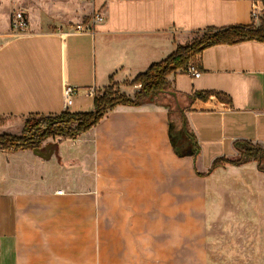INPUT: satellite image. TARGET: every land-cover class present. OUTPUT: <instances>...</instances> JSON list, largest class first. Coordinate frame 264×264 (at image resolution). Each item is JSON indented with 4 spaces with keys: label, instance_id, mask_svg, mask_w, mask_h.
<instances>
[{
    "label": "crops",
    "instance_id": "0c3cea01",
    "mask_svg": "<svg viewBox=\"0 0 264 264\" xmlns=\"http://www.w3.org/2000/svg\"><path fill=\"white\" fill-rule=\"evenodd\" d=\"M255 6L263 19L262 0H93L87 23L95 15L103 21L66 36L77 25L17 35L10 21L0 34V135H20L31 116L65 112L64 85L77 101L94 102L113 86L134 98L139 89L129 85L197 33L260 28ZM193 65L200 78L178 72L168 82L196 138V158L189 149L176 154L177 146L187 151L181 118L172 135L170 109L152 103L119 106L76 141L49 140L58 145L49 159L0 151V264L153 263L154 222L187 204L188 175L207 178L217 161L242 159L247 145L264 151V42L214 46ZM63 143L71 145L67 156ZM258 166L226 164L211 174L264 176Z\"/></svg>",
    "mask_w": 264,
    "mask_h": 264
},
{
    "label": "rangeland",
    "instance_id": "374dc122",
    "mask_svg": "<svg viewBox=\"0 0 264 264\" xmlns=\"http://www.w3.org/2000/svg\"><path fill=\"white\" fill-rule=\"evenodd\" d=\"M17 12L28 20L24 33L85 24L90 14L82 0H0V34ZM74 102V112L93 111L91 99ZM70 149L61 146L66 156ZM187 197L154 222L150 264H264V176L228 168L204 179L188 175Z\"/></svg>",
    "mask_w": 264,
    "mask_h": 264
},
{
    "label": "trees",
    "instance_id": "16d2710c",
    "mask_svg": "<svg viewBox=\"0 0 264 264\" xmlns=\"http://www.w3.org/2000/svg\"><path fill=\"white\" fill-rule=\"evenodd\" d=\"M264 5V0H262ZM249 41L264 42V18L261 27L237 26L225 29H208L197 33L190 43L181 45L177 51L167 60L152 65L147 72L139 75L129 86H141L134 98L122 95L116 88L110 87L104 95L94 100V111L90 113L63 112L51 116H31L26 121L20 135H0V151L5 153H17L32 151L35 155L49 159L58 150V145L48 143L49 140L63 139L76 141L82 135L97 127L108 112L119 106L140 107L152 103L157 106H165L170 109L171 133L175 134L176 119L179 116L182 121V133L187 138L185 149L192 150L191 155L197 157L199 148L196 138L189 132L187 119L184 116L178 93L168 82V77L178 72L185 73L189 65H193L196 59L207 49L218 45H235ZM211 93L205 96L199 94L198 98L208 99ZM47 143V144H46ZM46 144V145H45ZM180 146L175 148L179 157H185V151H180ZM184 149V148H183ZM255 160L259 164V170L264 173V151L251 145L245 146L243 158L238 161H217L209 174L224 165L241 166ZM208 174V175H209ZM204 177V176H202Z\"/></svg>",
    "mask_w": 264,
    "mask_h": 264
},
{
    "label": "built area",
    "instance_id": "2783aa9c",
    "mask_svg": "<svg viewBox=\"0 0 264 264\" xmlns=\"http://www.w3.org/2000/svg\"><path fill=\"white\" fill-rule=\"evenodd\" d=\"M82 2L86 4H90L93 2V0H82ZM262 16H263V11L262 10L260 11V9L257 6L253 7L252 20L254 21V23L259 22L262 19ZM102 21H103V18L100 15H95L91 18V22L86 23V24L77 25L69 33H66L64 35L65 36L66 35H81V34L91 32L93 25H95L96 23H100ZM27 27H28V20L25 14L22 12L15 13L11 19L12 31L15 34L19 35V34L24 33L27 30ZM186 74L194 79H198L201 77V73L194 65L188 66L186 70ZM135 88L140 89L141 86H136ZM76 94H77V91L74 87L70 85H64L62 97H63V108L65 112L70 111L71 108L73 107ZM89 96L96 97L95 90H90ZM58 194L62 195L63 191L58 192Z\"/></svg>",
    "mask_w": 264,
    "mask_h": 264
},
{
    "label": "water",
    "instance_id": "95a60500",
    "mask_svg": "<svg viewBox=\"0 0 264 264\" xmlns=\"http://www.w3.org/2000/svg\"><path fill=\"white\" fill-rule=\"evenodd\" d=\"M173 143H174V144H177V139L173 140Z\"/></svg>",
    "mask_w": 264,
    "mask_h": 264
}]
</instances>
